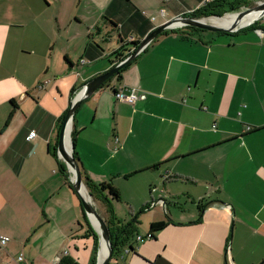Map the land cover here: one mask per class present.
<instances>
[{
  "label": "crops",
  "instance_id": "obj_1",
  "mask_svg": "<svg viewBox=\"0 0 264 264\" xmlns=\"http://www.w3.org/2000/svg\"><path fill=\"white\" fill-rule=\"evenodd\" d=\"M209 1L0 0V234L17 257L34 238L46 252L31 264L97 263L58 121L113 67L118 34L142 41ZM263 28L162 34L77 110L70 142L84 177L114 185L113 214L134 219L109 264H264ZM130 88L135 103L115 98ZM157 222L166 227L150 238Z\"/></svg>",
  "mask_w": 264,
  "mask_h": 264
},
{
  "label": "water",
  "instance_id": "obj_2",
  "mask_svg": "<svg viewBox=\"0 0 264 264\" xmlns=\"http://www.w3.org/2000/svg\"><path fill=\"white\" fill-rule=\"evenodd\" d=\"M258 14L256 18L248 22L243 26H239L248 15ZM232 13H227L229 15ZM236 20L226 26L217 27L212 24L206 22L207 18H194V17H183L179 16L171 21L157 27L153 31H151L135 48L131 54H129L123 61L118 63L117 65L113 66L109 71L105 74L95 78L94 80L90 81L86 84L80 93L76 96L73 100L72 104L70 105L65 119L63 121L61 130L58 135V155L59 158L65 163L67 167V174L68 179L72 183L74 190L76 191L77 195L81 199V203L83 205L84 212L91 223L92 227L94 228L95 232L98 234V248H97V263L96 264H109V261L112 259L113 251L118 246V244H113L111 241V232L107 220L103 217L100 213H98L91 202V196L87 190V187L84 182L83 173L81 171V167L79 162L74 156V147L71 144L72 150L70 154L67 151L66 147V137L68 128L70 126L69 138L71 139V131H72V124L73 119L76 115L77 110L80 108L82 103L92 97L101 87H103L106 82L112 79L115 75H117L124 67L128 66L130 63L134 62L139 55L147 49V47L155 41L160 35L165 32L180 29L183 27H193L200 30L215 32V33H237L240 30L254 24L257 21L264 19V1H260L257 3L256 6L252 8H247L245 10H241L236 13ZM219 16H213V18H223ZM85 195L89 197V201L85 198ZM106 249V253L102 258V252ZM124 246H118L117 251H119ZM130 251V250H129Z\"/></svg>",
  "mask_w": 264,
  "mask_h": 264
},
{
  "label": "trees",
  "instance_id": "obj_3",
  "mask_svg": "<svg viewBox=\"0 0 264 264\" xmlns=\"http://www.w3.org/2000/svg\"><path fill=\"white\" fill-rule=\"evenodd\" d=\"M264 0H213L207 2L203 7H200L199 9L185 13L182 16L183 17H194V18H207V17H213V16H219L222 17L227 13H233L235 11H239L243 8L247 9L252 7L256 2H260ZM261 20L255 22L254 24L242 29L243 31L245 30H257V29H262L261 25ZM112 27L116 30L117 25L115 23H111ZM264 29V28H263ZM240 30V31H242ZM205 30H200L196 29L193 27H183L180 29H175L171 30L168 32H177L178 34L181 33V35L184 37V33H199V32H204ZM168 32H165L163 34H166ZM219 34H228V33H219ZM118 39L119 42H121V45L119 49H117L113 54L111 55L110 62L112 63L113 66L117 65L121 61H123L129 54H131L133 51H135V48L141 41H124L122 37L118 34ZM128 66L124 67L115 77H118V79H121V73L127 68ZM111 80V79H110ZM109 80V81H110ZM108 81V82H109ZM14 112V111H13ZM11 113V116L13 114ZM66 113L59 119L58 124H57V131L60 132L63 121L65 119ZM75 158L77 159L76 153H74ZM78 161V159H77ZM65 177L68 178V174H64ZM133 174H128L125 175L126 178L132 176ZM84 177V174H83ZM84 182L87 187V190L92 198L93 205L98 213L101 214V212L96 208V206L100 203L103 205L108 213V217L106 218L105 216H102L106 218L107 223L110 228L111 232V241L112 243L118 244V246H125L128 244V241L130 240V237L134 235V219L130 221L128 224H123L124 222H121L117 220L116 216L113 214V208H112V202L108 201L105 195V192H108L109 195L112 197L113 201H119L121 199L120 192L119 190L112 185L111 183H103L100 185L95 184L90 178L84 177ZM72 187V186H71ZM87 222V236H92L97 242L98 236L94 229L91 227L89 222ZM166 227L165 222H157L153 223L151 225V233H150V238H154V233L158 231H162ZM113 251V256L117 252V247ZM130 250H134L133 247L131 246ZM112 256V257H113ZM58 264H79L78 262L70 259V258H62Z\"/></svg>",
  "mask_w": 264,
  "mask_h": 264
},
{
  "label": "rangeland",
  "instance_id": "obj_4",
  "mask_svg": "<svg viewBox=\"0 0 264 264\" xmlns=\"http://www.w3.org/2000/svg\"><path fill=\"white\" fill-rule=\"evenodd\" d=\"M257 3L258 2H256L254 5H252V7H254V6H256L257 5ZM252 7H250V8H252ZM241 10H245V8H243V9H241ZM241 10H239V11H241ZM239 11H235V12H233V13H236V12H239ZM36 23V22H35ZM32 26H34V27H37L38 26V24H34V25H32ZM13 30H16V29H13ZM203 33H207V34H210V33H213V34H216L215 32H210V31H208V32H203ZM251 35V34H250ZM129 39H130V37H129ZM24 121H25V123H29V124H39L38 123V121L33 117V115H30V116H28L27 117V119H24ZM60 173V172H59ZM76 192V191H75ZM102 207H101V210L102 211H105V209H104V206L103 205H101ZM119 212H123V214H124V216H125V214H127V212H126V210H123V211H119ZM118 217V219L117 220H119V221H121V222H123V217H119V216H117ZM18 219V218H17ZM131 221H132V219H131ZM130 221H124V223L123 224H128ZM6 224V223H5ZM82 224L85 226V227H87V223L85 222V220H83L82 221ZM8 226V225H7ZM137 227V226H136ZM78 228H80V227H78ZM15 237H17V238H20V236H18V235H12V239H13V241H16V239H15ZM24 240L25 239H23L22 241H18L19 243H21V251H22V255H23V257H24V262H18V260H17V256H16V254L15 253H13V244H11V245H7V246H5V247H1L0 246V264H31L30 263V261H31V257H30V254L31 255H33L34 257H37V259L38 260H40L41 258H39V257H41V256H43L44 255V253L46 252V250L45 251H43V252H41L42 250H40L39 249V251L41 252L38 256H37V253H36V241L34 240V238H31V239H29V241L27 242V244H25V242H24ZM132 240H134V237H133V239ZM136 243V242H135ZM134 243V245H136ZM30 253V254H29ZM42 253H43V255H42ZM28 260V261H27ZM30 260V261H29Z\"/></svg>",
  "mask_w": 264,
  "mask_h": 264
},
{
  "label": "built area",
  "instance_id": "obj_5",
  "mask_svg": "<svg viewBox=\"0 0 264 264\" xmlns=\"http://www.w3.org/2000/svg\"><path fill=\"white\" fill-rule=\"evenodd\" d=\"M166 1H169V0H166ZM164 12H165L164 10H161L162 14H164ZM115 98L119 101L135 103L137 99L139 98L138 90L134 88L127 89V91L118 90L115 93ZM35 136H36L35 131H32L29 133L27 139L32 140ZM138 239L139 241L143 240L142 237H139ZM9 242H10V238L8 236L0 234V246L1 247L7 246ZM17 260L18 262H23L24 261L23 255H19Z\"/></svg>",
  "mask_w": 264,
  "mask_h": 264
},
{
  "label": "bare ground",
  "instance_id": "obj_6",
  "mask_svg": "<svg viewBox=\"0 0 264 264\" xmlns=\"http://www.w3.org/2000/svg\"><path fill=\"white\" fill-rule=\"evenodd\" d=\"M237 13V12H236ZM236 13H232V14H229V15H226L224 16L223 18L219 19V18H210V19H207L206 22L209 23V24H212L214 26H217V27H223V26H226V25H229L231 23H233L235 20H236ZM258 14H250L247 16V18H245L241 23H239V26H243L245 24H247L248 22H250L251 20H253L254 18H256ZM69 132H70V126L68 128V132H67V137H66V147H67V151L68 153L70 154L71 150H72V147H71V142H70V138H69ZM85 198L89 201V197L87 195H85ZM91 202L93 204V201H92V198H91ZM106 253V249L104 247V250L102 252V258L104 257Z\"/></svg>",
  "mask_w": 264,
  "mask_h": 264
}]
</instances>
